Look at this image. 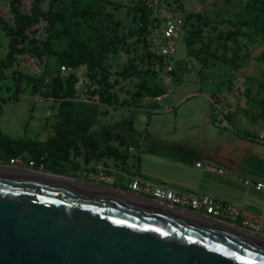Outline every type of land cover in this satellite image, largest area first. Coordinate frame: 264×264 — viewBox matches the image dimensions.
<instances>
[{"label":"rangeland","instance_id":"1","mask_svg":"<svg viewBox=\"0 0 264 264\" xmlns=\"http://www.w3.org/2000/svg\"><path fill=\"white\" fill-rule=\"evenodd\" d=\"M245 1L150 0L153 17L175 14L182 18L183 23L172 38L173 53L162 64L158 60L154 62L156 79L165 88L166 97L160 101L148 97L143 106L133 107L129 104L130 93L137 79H123L121 74L131 57H135L138 66H142L139 58L145 47L136 35L130 33L137 27V15L132 10V0H105L111 27L118 36L124 35L111 46L104 64L107 82L112 86L109 90L111 103L97 96L87 99V79L84 86L76 90L78 97L74 103L63 104L60 99L32 92L24 81L20 84L24 91L15 93V81L8 77L0 81V132L12 139H33L41 143L58 127L79 122L76 128L80 127V131H88L92 135L95 151L116 149L117 154H124L123 163L115 153L97 157L91 152L87 161L84 155L73 158L79 163V168L64 170L62 175L102 184L89 173L101 165L114 170L124 166L132 178L140 176L170 189L207 195L202 190L203 175L214 173L217 168L224 170L222 162L208 159L209 154L215 155L218 150L210 148L215 147L212 142L224 138L245 139L241 125L250 123L245 113H258L256 100L263 95L258 86L264 81V64L257 57L264 50V37L253 47L240 50L223 48L228 30L233 29L234 13ZM6 2L0 1V10L6 11V18L11 22ZM203 20L208 23L206 27L201 25L204 37L194 45L190 55L186 49V35L189 29ZM164 21L160 20L162 27ZM208 42V50L199 49ZM7 47L8 36L0 30V57H4ZM150 49L159 53L160 46L153 44ZM235 54L238 55L237 62L233 59ZM246 54L249 55L247 60L244 59ZM178 63L183 69L177 76L180 80L176 81L166 64L176 69ZM41 67L38 61L32 60L27 66L22 65L21 70L39 75ZM12 69H7V72ZM166 105L168 109H165ZM216 108L221 113L213 118ZM221 117L228 121L229 126H220ZM253 125L254 131L264 127L261 121ZM128 147L133 150L129 151ZM22 156L26 159L25 154ZM215 157L219 156L216 154ZM196 163L202 167H196ZM36 171L52 173L41 168ZM130 177L123 178V184L116 179L117 183L110 185L127 190Z\"/></svg>","mask_w":264,"mask_h":264},{"label":"water","instance_id":"2","mask_svg":"<svg viewBox=\"0 0 264 264\" xmlns=\"http://www.w3.org/2000/svg\"><path fill=\"white\" fill-rule=\"evenodd\" d=\"M109 188L0 167V264H264V238Z\"/></svg>","mask_w":264,"mask_h":264},{"label":"trees","instance_id":"3","mask_svg":"<svg viewBox=\"0 0 264 264\" xmlns=\"http://www.w3.org/2000/svg\"><path fill=\"white\" fill-rule=\"evenodd\" d=\"M132 1V10L137 15L138 24L130 33L137 36L145 51L142 50L139 58L142 66H138L135 57H131L121 76L123 79H137L135 88L130 93L129 104L139 107L144 98L154 99L166 94L165 88L156 79L157 70L154 68V62L158 60L162 64L166 59L150 49L152 29L158 28L157 33L161 35V19L152 16L150 0ZM104 2L105 0H7L11 22L6 18V11L0 10V30L8 36L7 51L4 57H0V81L8 77L14 80L15 93L24 91L20 87L24 81L27 88L40 96L72 104L78 97L75 89L78 77L75 72L64 74L61 67L78 68L83 69V78L87 79V99L97 96L100 100L111 103L109 90L112 86L107 82L104 64L111 46L124 35L118 36L111 27ZM234 14L235 20L231 23L233 29L228 30L223 48L240 50L258 45L264 37V0H246ZM201 25L206 27L208 23L203 20L189 29L186 35V49L190 55L193 54L194 45L204 37ZM208 47L209 42L199 49L208 50ZM217 49L216 47L215 50ZM237 56H233L234 62H237ZM248 58V54L244 55V59ZM32 60L38 61L42 66L39 75L21 70L22 65L27 66ZM257 60L264 64V50ZM200 62L203 63L202 58ZM161 67L162 65L160 69ZM178 68L181 71L182 64L170 71L173 79L179 76ZM258 87L259 92L263 93L256 100L259 112L245 113L252 125L258 121L264 123V81ZM215 116L213 113V118ZM64 130L56 129L52 136L41 143L33 139H12L0 132V163L8 164L10 159L25 154L26 162L34 163L33 169L41 168L62 174L64 170L79 168V163L73 158L84 155V160L87 161L91 152L96 153L97 157L115 153L122 162L124 154H117L116 149L95 151V141L90 133L69 136Z\"/></svg>","mask_w":264,"mask_h":264},{"label":"crops","instance_id":"4","mask_svg":"<svg viewBox=\"0 0 264 264\" xmlns=\"http://www.w3.org/2000/svg\"><path fill=\"white\" fill-rule=\"evenodd\" d=\"M170 72V71H169ZM172 74V73H171ZM172 79L174 78L173 75L171 76ZM167 94V92H166ZM166 94L154 98V100L160 101L161 99L166 97ZM147 98H144L142 101L143 106L146 103ZM158 103V102H156ZM153 104V103H151ZM139 106V107H141ZM165 109H168L167 105ZM80 123H73V125H66L64 124L59 128H64V133L68 134L69 136L74 135H83L88 131H80ZM242 128L244 129V135L248 139H232V138H224L221 140L213 141L215 147H211L213 150L216 151V154L220 157H215V155H210L208 159L213 162H222L221 164L224 167L223 169L217 168L216 170L211 171L209 175H203V186L202 190L207 192V195L214 196L215 198L221 200L225 204L231 205L236 207L240 210V216L235 219L234 224L225 223L210 219L204 215L195 214L190 211L180 210L171 206H168L164 203L157 202L151 198H143L140 197L133 192H131L126 186L127 191L126 195L136 197L142 200H146L152 203H156L165 207H169L178 211H182L200 218H204L249 234H253L255 236L264 238V190H256L253 186H247L244 184V181L251 180L252 182H260L264 184V143L258 142L254 139L255 133L258 130H253L252 128L254 125L252 124H242ZM256 127V126H255ZM89 133V132H88ZM254 134V135H253ZM129 148V147H128ZM211 150V149H210ZM209 150V151H210ZM87 149H85V152ZM218 160V161H216ZM197 164V163H196ZM106 166V165H104ZM108 167V166H107ZM201 168L202 166H197ZM16 168V167H14ZM110 168V167H108ZM119 168V167H117ZM19 169V168H17ZM114 174V181L116 179L119 183L123 184V178L127 177L129 179L130 175L127 169L123 166L119 169H112L110 168ZM218 170H222V173H217ZM91 173V172H90ZM89 173V175H91ZM126 174V175H125ZM215 174V176H212ZM217 176V177H216ZM258 176V177H257ZM87 183H92L93 185H99L110 189L109 187H113L112 185L108 184H101L95 182V180L89 179L86 181ZM95 182V183H93ZM118 188V187H116ZM240 225L239 228L237 225ZM245 228V229H243Z\"/></svg>","mask_w":264,"mask_h":264},{"label":"built area","instance_id":"5","mask_svg":"<svg viewBox=\"0 0 264 264\" xmlns=\"http://www.w3.org/2000/svg\"><path fill=\"white\" fill-rule=\"evenodd\" d=\"M159 18L165 20L163 27L161 25V35H158L157 33L158 28L152 29L150 42L152 45H159V54L164 58H167L174 51L172 38L180 31L183 20L179 15L175 14L166 15L165 17L161 16ZM163 39H165V43L162 44ZM166 67L168 71L172 70V68L167 64ZM61 71L64 74L69 72L76 73L78 77V82L75 85L76 90L84 86L85 79L83 78L82 70L78 68L67 69L62 66ZM214 113L215 115L220 114V109L216 108ZM220 126L227 127L229 126V123L221 117ZM254 139L258 142L264 143V127L255 133ZM128 150L132 151L133 148L129 147ZM33 164L34 163L31 161L27 163L23 156H19L10 159L8 164L0 163V166L10 165L16 168H26L33 166ZM196 165L200 166L199 163ZM112 172L113 171L110 168L101 165L96 168V171H93L90 174L95 175L98 182L101 181L103 182L102 184H110L114 181V174ZM217 173H222V170H218ZM130 179L131 181L128 183V188L134 194L143 198H151L157 202L164 203L180 210L190 211L195 214L204 215L216 221L232 224H234L235 219L241 214L238 208L225 204L211 195H192L187 192L170 189L162 185L152 183L146 179L140 178V176H133V178L130 177ZM244 184L247 186H253L256 190H264V184L260 182L255 183L251 180H246L244 181Z\"/></svg>","mask_w":264,"mask_h":264},{"label":"bare ground","instance_id":"6","mask_svg":"<svg viewBox=\"0 0 264 264\" xmlns=\"http://www.w3.org/2000/svg\"><path fill=\"white\" fill-rule=\"evenodd\" d=\"M2 167V166H0ZM17 169V168H15ZM17 170H23V171H28V172H33V173H38V174H43V175H48V176H52V177H57V178H62V179H66V180H70V181H74V182H78V183H82V184H86V185H90V186H97V185H93L92 183H87L83 180L80 179H75V178H70L68 176H60V175H53L51 173L48 172H43V171H32V170H25V169H17ZM95 183V182H93ZM99 186V185H98ZM182 212V211H181Z\"/></svg>","mask_w":264,"mask_h":264},{"label":"flooded vegetation","instance_id":"7","mask_svg":"<svg viewBox=\"0 0 264 264\" xmlns=\"http://www.w3.org/2000/svg\"><path fill=\"white\" fill-rule=\"evenodd\" d=\"M26 169H32V170H35V169L32 168V166H31V167H26Z\"/></svg>","mask_w":264,"mask_h":264}]
</instances>
